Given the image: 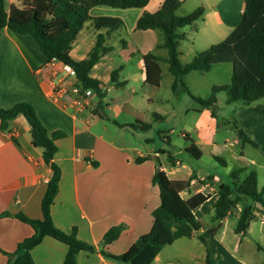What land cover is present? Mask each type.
Returning a JSON list of instances; mask_svg holds the SVG:
<instances>
[{"label": "crops", "instance_id": "0c3cea01", "mask_svg": "<svg viewBox=\"0 0 264 264\" xmlns=\"http://www.w3.org/2000/svg\"><path fill=\"white\" fill-rule=\"evenodd\" d=\"M3 1L5 9L9 10L19 0ZM179 1L183 5L188 0ZM225 1L229 2L221 0L206 9L229 15L230 6L223 5ZM162 2L149 0L143 9L97 6L90 10L91 17L118 18L124 25L106 33V29L96 31L87 23L72 44L70 55L75 61L87 57L98 34L104 35V46L111 49L89 72L92 79L103 85L104 98L100 105L95 93L91 94L87 105H74V97L65 87L66 73L62 64H48L32 37L4 28L0 32V108H10L19 102L30 103L49 134L55 131L65 134L55 142L54 162L60 170V179L51 205L53 224L62 232L69 234L75 229L79 240L99 250L105 232L113 226L124 225L120 236L104 248L113 256L124 253L139 236L151 229L152 211L160 203L159 190L152 183V177L159 168L170 180H191L189 190L179 194L182 199L197 193L210 196L195 210L199 214L201 229L190 238H179L163 247L152 264H205L207 252L210 264H264V216L256 212L255 220L250 222L244 235L234 232L235 222L232 235L229 234L225 228L226 220L235 218L237 221L240 209L236 208L237 214L234 211L222 221L214 220L212 207L220 196L216 185L196 177L193 172L184 180L171 178L179 173V161L168 150L150 148L152 138L145 133L153 123L148 110L153 97L149 88L158 87L145 83L141 56L154 50L157 37L150 29L135 30V24L144 11L154 13ZM242 9L243 0L238 10L240 15ZM224 23L219 21L215 26L225 30ZM226 23L227 29L233 27ZM156 54L163 58L166 55L163 50L156 51ZM135 56L139 58L132 59ZM128 66L136 71L132 79L141 80L143 85L139 91L123 87L125 89L118 92L114 88L119 86L111 83V73L119 69L115 80L127 84ZM161 68L167 72V64L161 63ZM108 93L112 94L111 105L105 100ZM109 112L111 118L106 115ZM150 115L153 119L162 118L154 112ZM108 121H112L114 129L110 128ZM128 134L135 136L144 149H140L139 144L129 143ZM115 138L117 142H114ZM41 154V149L32 146L29 126L22 116L10 123L9 133L0 131V214H23L30 219H42L41 201L51 170L42 163ZM163 157L168 166L162 164ZM138 158L143 160L136 162ZM256 208L260 209V206L256 205ZM204 215H209L210 223L201 222ZM257 219L260 226L253 227ZM32 234L33 229L18 219L0 217V264L8 261L2 252H14L17 244ZM174 246L182 249L181 255L165 251ZM66 251L64 244L46 237L31 251V256L35 264H63ZM77 264L124 263L107 259L99 252H80Z\"/></svg>", "mask_w": 264, "mask_h": 264}, {"label": "trees", "instance_id": "16d2710c", "mask_svg": "<svg viewBox=\"0 0 264 264\" xmlns=\"http://www.w3.org/2000/svg\"><path fill=\"white\" fill-rule=\"evenodd\" d=\"M148 3L149 0H19L16 5L6 10L4 1L0 0V32L7 28L12 33L32 37L46 62L55 59L70 67L76 74L79 92L95 93L100 105L104 98L103 85L92 79L89 72L111 49L104 46V35L98 34L87 57L75 61L70 55L72 44L87 23L96 31L106 29V33L124 26L118 18L91 17L89 12L92 8L105 6L122 10L143 9ZM180 4L179 0H163L156 12L144 11L135 24V30L150 29L157 37L154 50L141 56L145 83L158 87L163 73L161 63H165L168 74L173 78L171 91L175 93L179 86L187 90L182 81L187 74L194 71L207 72L214 65L229 63L230 84L213 86L210 97L207 100H199L200 104L210 109L216 103L218 92L226 94L228 104L238 101L250 104L264 100V0H243L240 21L230 34L222 42L197 53L184 65L178 59L179 44L185 40L181 29L188 26L197 33L198 24L203 20L204 9L199 7L181 16L177 14ZM161 50L166 53L164 58L156 54V51ZM118 72L119 69H116L111 73V83L123 86L124 82L115 80ZM262 114L264 118V105ZM18 116H22L27 122L31 144L42 150L41 161L50 168L51 177L41 201L42 219H30L23 214H0V217L16 218L33 229V234L18 243L14 252H2L8 258L6 264H35L31 251L46 237L67 247L63 264H77V255L80 252H99L107 259L124 264H152L163 247L171 245L179 238H190L201 229L199 214L195 210L210 194L197 193L188 199H182L179 194L189 190L191 180H170L159 168H156L152 177V183L159 190L160 203L152 211L151 229L139 236L131 247L119 256L110 255L104 248L120 236L124 225L109 228L101 239L99 250L79 240L75 229L69 234L57 229L51 218V205L57 195L60 179V170L54 162L57 152L55 142L64 138L65 134L60 131L49 134L38 118L35 108L27 102L16 103L10 108H0V131L9 133L10 123ZM237 137L238 142L242 144L256 146L239 127ZM185 152L194 158L200 157L192 142L185 148ZM142 160L138 158L136 162ZM245 170L239 168L233 171L230 184H220L217 187L220 196L212 207L213 219L222 221L234 214L244 199H248L250 204L241 206L234 229V232L240 235L247 232L250 222L256 218V212L264 216V188L257 190V175L254 171L249 172L242 180L239 179L238 175L244 174ZM256 205H259L260 209H257ZM199 240L204 242L202 238ZM205 264H210L208 252Z\"/></svg>", "mask_w": 264, "mask_h": 264}, {"label": "rangeland", "instance_id": "374dc122", "mask_svg": "<svg viewBox=\"0 0 264 264\" xmlns=\"http://www.w3.org/2000/svg\"><path fill=\"white\" fill-rule=\"evenodd\" d=\"M220 1L188 0L185 4H180L181 9L177 10L178 15L183 14L182 12H193L195 6L203 7L206 10H204L203 20L198 24L197 33H194L188 26L181 29V32L185 34V40L181 41L178 47V59L181 64L189 63L197 53L208 49L210 44L222 42L232 31V28H235L239 23L241 15L238 10L241 0L223 2V5L230 6L229 15L206 9L217 5ZM219 21L225 22L223 26L225 30L215 26ZM226 22L232 24L233 27L227 29ZM138 58L135 56L132 59ZM126 69L129 74L128 83L125 82L123 86L114 89L121 92L122 89H125L123 87H126L127 90L135 88L139 91L143 85L142 81L137 82L132 79L136 72L132 66H128ZM230 79L231 65L222 63L212 66L207 72L194 71L187 74L182 78L187 90L179 86L176 92L172 93L170 86L173 78L164 70L158 88H149L152 90L153 97L148 104L149 112H154L162 118L161 120L153 119L149 113L153 123L151 129L145 133L152 138L149 143L152 150H168L172 157L179 161V173L171 178L184 180L193 172L196 177H202L208 183L218 187L220 184L229 185L232 181V172L239 168H245L244 174L238 175L239 179L242 180L249 172L254 171L257 175V190L260 191L264 188V118L262 114L264 100L250 104H244L241 101L228 104L226 103V94L218 92L216 93V103L209 110L199 102V100H207L210 97L213 86L229 85ZM105 100L107 105H111L112 94H106ZM212 114L213 116H211ZM106 115L111 118V112ZM108 122L110 128L114 129L112 121ZM238 127L255 143V147L249 143L238 142ZM139 133L142 135L143 132ZM108 138H110L109 135ZM126 139L131 144H139L137 138L131 134H128ZM167 140H169L168 143L165 142ZM191 141L194 142L200 153L199 158H194L184 150ZM114 142H117L116 138ZM138 147L144 149L142 143ZM161 162L168 166L165 157ZM248 204L250 201L244 199L237 208L241 209V206ZM235 211L237 214L238 211ZM209 221V215L201 217L202 223ZM235 222V218L226 220L225 228L231 235ZM259 224V219H257L253 227H259ZM167 249L165 251H170L173 254L178 252L177 254L181 255L183 252L176 246ZM179 261L182 260L179 259Z\"/></svg>", "mask_w": 264, "mask_h": 264}, {"label": "built area", "instance_id": "2783aa9c", "mask_svg": "<svg viewBox=\"0 0 264 264\" xmlns=\"http://www.w3.org/2000/svg\"><path fill=\"white\" fill-rule=\"evenodd\" d=\"M47 63L52 65L58 62L55 59H52L48 61ZM62 67L66 73V78L64 81L65 87L70 92V94L74 97L73 104L77 106L87 105L90 101V96L92 93L90 91L80 93L79 89L77 88L78 80H77L75 72L70 67L65 66L63 64H62ZM53 90L51 92H53Z\"/></svg>", "mask_w": 264, "mask_h": 264}]
</instances>
